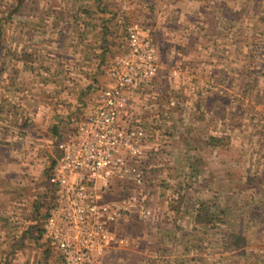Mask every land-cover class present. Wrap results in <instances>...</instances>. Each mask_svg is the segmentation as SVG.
<instances>
[{
    "label": "rangeland",
    "instance_id": "374dc122",
    "mask_svg": "<svg viewBox=\"0 0 264 264\" xmlns=\"http://www.w3.org/2000/svg\"><path fill=\"white\" fill-rule=\"evenodd\" d=\"M15 3L0 0V264H60L41 231L57 144L107 83L132 29L152 39L158 64L125 112L147 133L144 180H112L102 195L142 194L149 211L115 226L121 242L102 264H226L219 234L191 231L201 201L227 205L248 261L264 264V0H114V15L91 0H26L9 16ZM189 238L198 245L184 251Z\"/></svg>",
    "mask_w": 264,
    "mask_h": 264
},
{
    "label": "built area",
    "instance_id": "2783aa9c",
    "mask_svg": "<svg viewBox=\"0 0 264 264\" xmlns=\"http://www.w3.org/2000/svg\"><path fill=\"white\" fill-rule=\"evenodd\" d=\"M157 70L152 39L129 30L124 50L108 68L107 83L77 121L73 135L57 144L48 177L54 199L41 229L60 264H102L109 247L121 242L115 226L129 213H148L142 194L114 200L102 194L112 180L143 183L147 133L130 126L125 112L129 94L149 83Z\"/></svg>",
    "mask_w": 264,
    "mask_h": 264
},
{
    "label": "trees",
    "instance_id": "16d2710c",
    "mask_svg": "<svg viewBox=\"0 0 264 264\" xmlns=\"http://www.w3.org/2000/svg\"><path fill=\"white\" fill-rule=\"evenodd\" d=\"M82 2L83 0H79ZM92 2H96L97 11L102 12L103 14L111 13L114 15V11H111L109 7V3L114 0H91ZM140 3L148 4V0H137ZM15 4H11L9 6L5 5V9L7 10L9 16L14 13H19L20 10L24 7L26 0H15ZM1 6V5H0ZM1 12V11H0ZM86 12V11H85ZM1 25V24H0ZM95 26V25H94ZM99 27L100 37L106 36L109 32V25L102 23ZM84 33V32H83ZM40 72H37V74ZM7 110L0 108V112L6 113ZM212 140H215L211 137ZM49 177V176H48ZM51 186V185H50ZM192 222H191V231L197 232L198 228H204V233H212L219 234L218 239L220 241V251L221 253H226L229 255L228 262L226 264H252L250 263L249 257H253L252 253L247 251L248 238L242 230L236 227L234 214H232L227 205H213L208 204L206 201H201L197 204L196 207L193 208L192 214ZM221 228V229H220ZM42 231V229H41ZM191 234V233H190ZM189 234V235H190ZM186 236V232L184 231L182 234V238ZM182 238L178 241L181 244ZM178 243V244H179ZM184 243V241H183ZM182 243V244H183ZM185 250L191 251V248L198 245L197 241H192L191 238L186 240ZM237 258L239 260H237ZM195 257H185V259H177L173 260L174 264H196ZM170 260L164 261L163 264H172Z\"/></svg>",
    "mask_w": 264,
    "mask_h": 264
}]
</instances>
